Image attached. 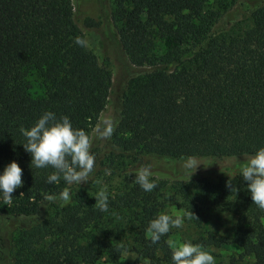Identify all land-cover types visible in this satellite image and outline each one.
<instances>
[{"label":"trees","instance_id":"trees-1","mask_svg":"<svg viewBox=\"0 0 264 264\" xmlns=\"http://www.w3.org/2000/svg\"><path fill=\"white\" fill-rule=\"evenodd\" d=\"M76 2L0 0V171L15 159L24 181L9 204L0 198V264H122L126 251L171 264L174 228L156 243L147 232L159 212L172 214L170 195L198 225L202 205L235 216L231 240L193 241L241 248L216 264L251 255L264 264V210L240 174L184 180L170 167L187 155L237 157L264 146V0H113L115 30L108 21L103 36L123 60L115 77L87 43H75L86 40L81 22L97 25L81 8L85 0ZM46 110L91 136L89 181L50 184L51 167L30 166L19 129ZM106 111L114 131L98 139ZM142 165L173 176H152L156 187L145 192L127 176ZM99 191L108 194L107 212L95 204Z\"/></svg>","mask_w":264,"mask_h":264},{"label":"clouds","instance_id":"clouds-1","mask_svg":"<svg viewBox=\"0 0 264 264\" xmlns=\"http://www.w3.org/2000/svg\"><path fill=\"white\" fill-rule=\"evenodd\" d=\"M75 43L86 46V40L76 37ZM25 138L24 150L31 156L30 166L36 169L51 167L47 177V183H56L61 179L67 184H82L89 181L93 171L95 155L91 152V136L83 128L74 127L67 115H59L53 111H44L35 122L29 126H21L19 129ZM114 131L111 120L104 119L95 129L98 139L110 138ZM244 163L239 167L242 180L247 182L246 188L251 195V200L259 209L264 210V146L244 157ZM204 164L192 155L181 158L180 167L189 171ZM205 165V164H204ZM192 171L191 175L195 172ZM134 182L145 192H151L156 187V181L152 179L151 166L142 165L135 170ZM22 180V168L17 160L8 162L0 171V198L5 204H9L12 193L20 187ZM231 191L238 188L227 182ZM96 205L101 212H107L108 194L99 191L96 195ZM48 200L56 199L55 196H46ZM59 199L67 201L69 191L67 189L59 193ZM194 214L186 212L184 217L168 212H159L149 221L147 232L153 243L159 241L161 236L170 232L171 229L183 227L184 218ZM197 217V216H196ZM198 218V217H197ZM171 248V264H215V257L210 251H206L201 245L191 240L180 242L168 241Z\"/></svg>","mask_w":264,"mask_h":264},{"label":"rangeland","instance_id":"rangeland-1","mask_svg":"<svg viewBox=\"0 0 264 264\" xmlns=\"http://www.w3.org/2000/svg\"><path fill=\"white\" fill-rule=\"evenodd\" d=\"M75 4L77 2L75 0ZM78 6V5H77ZM112 6L113 0H85L84 5H82V10L94 20L95 24L92 27H87L83 22L81 25L83 27L85 38L88 46L94 50L97 54L101 63L105 64L112 72L115 77L121 69L120 61L123 62L117 56L116 49H113L105 44L103 32H110L109 28H106V24L110 21L111 29H114V21L112 19ZM115 30V29H114ZM107 57V59H106ZM110 112H105L102 120L107 118ZM96 128V127H95ZM95 134V129H94ZM227 157V158H197L198 161L203 162L197 170L195 169L185 171L180 167V162L172 163L170 167L172 168V174L174 171L179 178L188 180L194 177H208L211 180H217V178L226 175H235L239 173V167L243 164L244 157ZM134 168V167H133ZM136 169H129L127 174L128 179H133L135 176ZM195 171L192 175L191 172ZM152 176L156 178H170L173 176L171 172L166 171H151ZM181 176V177H180ZM123 179L122 177L115 178L113 183H116ZM108 183H106L107 185ZM172 198L168 205V211L175 215H180L184 217L186 212H189L186 205L179 207L178 203H184L183 199L178 196L170 195ZM185 204V203H184ZM201 224L198 225L192 217H185L183 227L180 229H175L171 235L170 240L173 242H180L183 240H191L192 242L200 235L212 234L217 238H225L227 240L232 239L233 231L235 229L236 218L230 212L224 210L221 206L215 205H202L200 209ZM194 243V242H193ZM206 251L212 252L215 257V264L218 261H229L232 256H239L241 253V248L233 242L223 243L220 246L211 245L209 247H202ZM254 257L245 256L239 264H252ZM122 264H148L147 261L139 258L136 253L131 251H126L123 253L121 258Z\"/></svg>","mask_w":264,"mask_h":264}]
</instances>
